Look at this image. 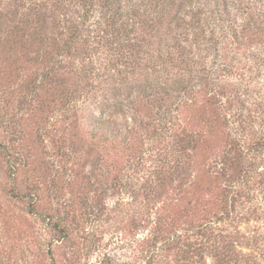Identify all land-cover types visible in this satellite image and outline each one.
I'll return each instance as SVG.
<instances>
[{
	"label": "rangeland",
	"instance_id": "obj_1",
	"mask_svg": "<svg viewBox=\"0 0 264 264\" xmlns=\"http://www.w3.org/2000/svg\"><path fill=\"white\" fill-rule=\"evenodd\" d=\"M0 264H264V0H0Z\"/></svg>",
	"mask_w": 264,
	"mask_h": 264
},
{
	"label": "trees",
	"instance_id": "obj_2",
	"mask_svg": "<svg viewBox=\"0 0 264 264\" xmlns=\"http://www.w3.org/2000/svg\"><path fill=\"white\" fill-rule=\"evenodd\" d=\"M248 9L251 10L252 7L250 4L247 3ZM249 15V14H248ZM74 37V35H73ZM5 163L8 166V171H9V175L10 177L16 176L17 172L20 170V166L24 165L26 163V160L23 159L21 157H19V155H12L9 151H8V155H5ZM37 202V200H36ZM36 202H33V204H36ZM32 207L35 209L34 205H32ZM58 228L60 230V232L63 234V237H66L67 234L65 233L66 231V227L63 226V222H61L58 225ZM61 238V237H60Z\"/></svg>",
	"mask_w": 264,
	"mask_h": 264
}]
</instances>
